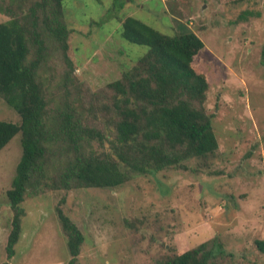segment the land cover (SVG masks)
Listing matches in <instances>:
<instances>
[{"label": "rangeland", "instance_id": "374dc122", "mask_svg": "<svg viewBox=\"0 0 264 264\" xmlns=\"http://www.w3.org/2000/svg\"><path fill=\"white\" fill-rule=\"evenodd\" d=\"M64 11L85 97L106 94L148 51L122 37L125 17L171 35L195 32L204 47L193 66L209 83L206 107L219 149L207 165L191 159L116 187L27 193L12 264H68L58 204L84 233L80 264H158L213 238L225 250L220 264H264L256 243L264 240V0H65ZM66 69L52 64L44 72L56 99L64 98ZM75 96L72 88L69 99ZM0 120L21 122L2 97ZM22 151L19 133L0 152V263L13 215L7 190Z\"/></svg>", "mask_w": 264, "mask_h": 264}, {"label": "trees", "instance_id": "16d2710c", "mask_svg": "<svg viewBox=\"0 0 264 264\" xmlns=\"http://www.w3.org/2000/svg\"><path fill=\"white\" fill-rule=\"evenodd\" d=\"M64 2L0 0L5 18H0V97L21 116L20 123L0 120V152L19 133L23 150L7 190L13 215L7 259L0 264H12L27 193L116 187L137 175L186 167L191 159L207 165L219 149L206 107L209 83L193 66L204 47L195 32L171 35L125 17L122 37L149 49L108 84L102 98L85 97L88 87L73 75ZM52 64L69 67L60 83L62 99L55 98L52 79L44 75ZM72 88L76 96L69 99ZM56 212L67 236L68 264H80L84 233L60 204ZM256 243L264 252V240ZM223 254L213 238L158 264H220Z\"/></svg>", "mask_w": 264, "mask_h": 264}]
</instances>
